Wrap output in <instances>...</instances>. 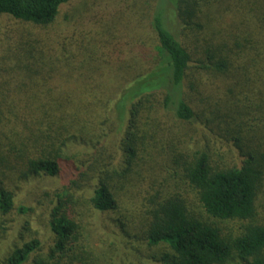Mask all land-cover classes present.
Wrapping results in <instances>:
<instances>
[{
	"label": "trees",
	"instance_id": "trees-1",
	"mask_svg": "<svg viewBox=\"0 0 264 264\" xmlns=\"http://www.w3.org/2000/svg\"><path fill=\"white\" fill-rule=\"evenodd\" d=\"M70 1L0 0V22L11 21L0 29V215L14 208L7 182L64 177L35 202L48 249L23 241L0 264H98L77 218L84 204L121 238L164 245L149 257L157 264H264V0H173L174 29L153 13L155 45L129 87L118 160L102 157L115 91L95 71L101 60L126 83L133 66L116 65L111 42L81 19L54 31ZM146 173L163 178L141 192ZM173 181L198 205L167 192Z\"/></svg>",
	"mask_w": 264,
	"mask_h": 264
},
{
	"label": "rangeland",
	"instance_id": "rangeland-1",
	"mask_svg": "<svg viewBox=\"0 0 264 264\" xmlns=\"http://www.w3.org/2000/svg\"><path fill=\"white\" fill-rule=\"evenodd\" d=\"M157 10L163 24L167 28L174 29L177 18L173 0H72L60 7L54 31L64 30L71 22L81 19L85 22L83 27L81 26L82 30L91 32L99 30L98 33L103 35L102 39L111 42L115 56L113 60H116V65L119 66V64L126 62L125 64H129L130 67L133 66V69H131L133 78L131 76V80L126 83H122L115 71L105 73L101 60L98 63L97 71H95L94 81L100 80L105 83V79H108L107 87L111 86L115 91L110 103L112 126L108 127V136L102 142L106 148V151L102 153L105 160L119 159L117 144L123 131L120 119L131 99V89L129 87L134 88L136 75L141 73L140 71H145L147 61L144 55L150 50L151 46L155 45L150 20ZM96 14L100 16L101 22L98 29L87 24L86 21L88 19L90 23L95 22L93 18L95 19ZM8 23H11L10 19L1 21L0 29ZM94 64L96 66L95 62ZM91 81H93L92 77ZM122 98H124L121 104L122 109L118 111L119 101ZM224 151L227 153H224ZM221 152L225 154L229 161L236 160L235 154L230 149H222ZM162 178L161 174L158 175V178H155L146 173L144 176L146 184L144 186L140 185V191L150 192L151 184L154 181L160 182ZM7 183L8 188L14 193V208L8 214L0 215V263L5 260L15 246L20 245L23 241H31L33 238L40 240L41 252L45 253L48 249L51 235L45 224L47 212L45 213V211L36 207L35 202L41 195L43 188L52 190L61 186L64 183V177L47 179L41 176L32 178L23 184L19 182L13 185L10 182ZM166 189L167 192L180 193L185 201L193 207L198 205L195 195L180 182L174 183L173 181L170 187ZM31 194H33V197ZM81 197L83 198L82 194ZM21 206L30 210L22 213L19 211ZM122 207L123 211H126L124 214L137 220V214H130L127 211V209H130L128 205L123 203ZM137 207L139 208V206ZM77 210L79 215L77 218L82 223L83 236L87 241L88 251L95 254L98 264H157L149 257L166 250L164 245L148 250L143 245V241H136L133 238L128 240L121 238L109 215L94 213L85 204L79 206ZM196 210L199 212L198 208ZM219 224L225 229L233 230L237 227L234 222ZM139 234V230L134 233V235H138V239ZM111 242L112 246H109ZM125 244H127L126 247L123 246Z\"/></svg>",
	"mask_w": 264,
	"mask_h": 264
}]
</instances>
